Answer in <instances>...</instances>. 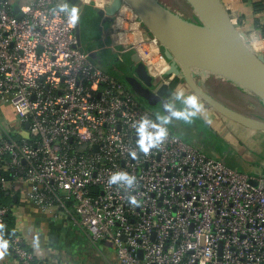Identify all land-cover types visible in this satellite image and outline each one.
I'll return each instance as SVG.
<instances>
[{
    "label": "built area",
    "instance_id": "2783aa9c",
    "mask_svg": "<svg viewBox=\"0 0 264 264\" xmlns=\"http://www.w3.org/2000/svg\"><path fill=\"white\" fill-rule=\"evenodd\" d=\"M80 1L104 10L113 0ZM68 10L58 0H0V102L15 109L17 133L28 131L20 139L0 132V188L63 210L93 245L115 251L116 264H264V175L227 166L166 124L163 141L142 151L137 122L160 120L77 46L79 19ZM114 18L106 47L139 53L153 75L144 56L155 43L165 69L153 76L172 83L155 38L138 37L143 53L127 45L120 25L136 21V34L142 26L129 6ZM246 34L264 54L261 33ZM118 172L133 185L110 183ZM9 212L0 205V225ZM10 249L20 264H40L18 231Z\"/></svg>",
    "mask_w": 264,
    "mask_h": 264
},
{
    "label": "water",
    "instance_id": "95a60500",
    "mask_svg": "<svg viewBox=\"0 0 264 264\" xmlns=\"http://www.w3.org/2000/svg\"><path fill=\"white\" fill-rule=\"evenodd\" d=\"M72 3L80 0H69ZM195 12L198 21L182 17L159 0H113L104 10L90 3L95 12H103V24L110 21L123 5H127L137 16L149 36L160 45L161 53L169 62L165 76L184 82L186 86L207 106L223 118L245 128L264 132V120L244 115L209 94L198 81V76H216L230 81L237 87L255 95L264 108V55L253 48L247 34L240 31L222 0H185ZM18 18L22 13L14 7ZM85 23L76 27L77 46L85 51L82 30ZM110 42V39H107ZM95 55L92 53L91 57ZM119 55H113V64L121 67L118 75L136 97L148 108L155 107L165 115L164 103L169 102L165 94L172 95L174 89L168 84H157L139 53L124 56V65ZM128 65L126 67L125 65ZM28 127V125H26ZM18 195H13L14 203Z\"/></svg>",
    "mask_w": 264,
    "mask_h": 264
},
{
    "label": "crops",
    "instance_id": "0c3cea01",
    "mask_svg": "<svg viewBox=\"0 0 264 264\" xmlns=\"http://www.w3.org/2000/svg\"><path fill=\"white\" fill-rule=\"evenodd\" d=\"M58 1L61 6L69 10L75 8L79 22L84 17H87V23L97 27L94 36L83 41L85 50L91 51L95 55L93 60H95L97 65L126 83L123 76L118 75V71L121 68L119 69L110 60L112 55H118V53L106 47V44L109 45L107 39L110 38L109 27L103 24L104 13L95 12L93 7L87 3H72L69 0ZM223 4L240 31L245 33L259 31L264 37V0H223ZM88 47H91V49ZM130 53H133V51L119 54L120 63L123 64L124 56ZM108 56H110V59H108ZM125 66L128 67L127 64ZM213 78L235 94L243 97L242 102L244 105L242 107L229 106L230 108L244 115L264 120V108L255 95L237 87L226 79L216 76H213ZM169 86L172 88L171 83ZM172 89H174L172 95H168V92L165 94L169 102L174 100L175 95L180 92L185 96L194 94L182 81H179L176 87ZM207 92L220 100L209 90ZM220 101L227 106L229 105L223 100ZM198 102L201 105L200 111L190 122L172 118L166 125L184 141L218 160L220 158L216 157V152L221 155L218 145L225 144L229 148L227 151L232 152L235 149L230 143H233L238 148L240 147L239 143H242L252 152L248 155L252 156V159L248 161L251 163L250 170L253 175H255L254 173L264 174V132L254 131L239 124L235 125L213 111L199 98ZM175 105L182 107V103L179 100L175 101ZM0 110L2 109L0 108ZM152 113L158 119L163 115L161 112L157 114L156 111ZM224 164L229 166L228 163ZM13 195L17 194H11L12 198ZM15 203H17L15 206L17 211L16 229L24 237L25 245L33 252L35 259L39 261L38 263L116 264L117 256L115 251L102 243L97 246L93 245L87 235L73 223L71 217L63 210L57 208L44 211L26 200L21 194L18 195ZM0 241H3L1 236ZM0 251L3 252V255H0V264H20L8 244L6 249L0 248Z\"/></svg>",
    "mask_w": 264,
    "mask_h": 264
},
{
    "label": "rangeland",
    "instance_id": "374dc122",
    "mask_svg": "<svg viewBox=\"0 0 264 264\" xmlns=\"http://www.w3.org/2000/svg\"><path fill=\"white\" fill-rule=\"evenodd\" d=\"M28 1L29 0H15V3L22 5ZM159 1L163 5H165L167 8H169L170 10L180 14L182 17L190 19V20L195 21V22L198 21V17L196 16L195 12L193 11V9L190 7V5L185 0H159ZM114 19L115 18H113V20L110 21L109 24L114 25ZM129 19H134L133 15L130 14ZM135 22L136 21L133 20V23H131L128 20V22H124L120 26L122 27V30H125V29L127 30V32H126V36L128 39L127 45H130V44L137 45L138 49L143 53V47H141V45H139V43H138L141 38H138V34H136L135 31L132 30V28H134L133 24H135ZM138 29H139L140 36L144 38V35L147 34L145 29L142 26L141 27L139 26ZM123 32H125V31H123ZM146 43H148V42H146ZM145 47L148 48L149 50H151L149 44H146ZM91 58L94 59V57H91ZM108 59H110V56H108ZM110 60L113 61V55L111 56ZM94 62H95V60H94ZM214 78L212 75L206 76V77L198 76V81L202 84V86L204 87L205 90H207V91L209 90V92L213 93L217 98H219L220 100H223L224 102L229 104L228 106H234V107L239 108V107H242L244 105V103L242 102L243 97L235 94L228 87L223 86ZM161 83H162L161 79H157V84L161 85ZM139 100L144 104L145 107H148L145 102H143L141 99H139ZM0 104H1L0 108L2 109V110H0V112H1V114H0V132L4 131V134L9 133L15 139L27 137L28 131L26 128L23 130L22 135H20V133H17V130L20 129L22 127V125L19 124L16 111L11 106V104L5 103V102L4 103L0 102ZM247 107H248V105H247ZM154 109H155L157 114L160 113V110L158 107L157 108L155 107ZM151 111L153 112L152 109H151ZM228 121H230V120H228ZM230 122H232V121H230ZM232 123H234V122H232ZM234 124L236 125L237 123H234ZM223 139H222V141H223ZM227 144H229V142H227ZM230 145H232V147L235 149V150H232V152L227 151L229 148L225 144L218 145V147L221 151V155H220V153L216 152V157H219L223 163H228L229 166H231V168H233L237 171L246 173V174L250 175L251 177H259V176L264 175L262 173H259V174L254 173L255 175H253L252 171L250 170L251 163L248 160H251L252 156H248V155L251 154L252 152L247 148V146H245L242 143H239V146H240L239 148L237 146H234L233 143H230Z\"/></svg>",
    "mask_w": 264,
    "mask_h": 264
},
{
    "label": "clouds",
    "instance_id": "9594fccd",
    "mask_svg": "<svg viewBox=\"0 0 264 264\" xmlns=\"http://www.w3.org/2000/svg\"><path fill=\"white\" fill-rule=\"evenodd\" d=\"M68 15L73 23L78 18L75 8L68 10ZM176 100L181 101L182 107L175 105ZM163 106L166 109V114L159 117L160 123H155L147 118L137 122V132L139 135L137 143L144 152L161 143L167 136V130L163 125L167 124L172 118L190 122L200 111L201 107L195 94L185 96L182 92L177 93L174 100L165 102ZM121 181L131 187L135 181V177L129 176L127 173L118 172L113 174L109 179L110 183ZM129 199L132 203L136 202L134 197L130 196ZM7 243L6 240L0 241V248L6 249ZM0 255H3L2 251H0Z\"/></svg>",
    "mask_w": 264,
    "mask_h": 264
},
{
    "label": "trees",
    "instance_id": "16d2710c",
    "mask_svg": "<svg viewBox=\"0 0 264 264\" xmlns=\"http://www.w3.org/2000/svg\"><path fill=\"white\" fill-rule=\"evenodd\" d=\"M87 20H88L87 17H84L83 19L80 20V22L83 21L85 23V27L81 28V30H82V42L85 41L86 38L91 39L94 36L95 31H97V27L89 25L87 23L88 22ZM83 46H84V43H83ZM88 48L91 49V47H88ZM116 65L119 67V69L121 68L119 66V63L118 64L116 63ZM179 81H180L179 79H174L171 83L172 88H175ZM139 99H141V98H139ZM148 109L151 110L150 108H148ZM0 205H5V206H8L10 208V212L5 216L4 222L0 225V236H1L2 240L3 241L6 240L8 242L7 244L10 246L12 240L17 235V229H16L17 216L15 213V206L17 205V203H14V200H13L11 194H9L7 191L2 190L1 188H0ZM38 262L39 261H37L35 259L34 263H38Z\"/></svg>",
    "mask_w": 264,
    "mask_h": 264
},
{
    "label": "bare ground",
    "instance_id": "6f19581e",
    "mask_svg": "<svg viewBox=\"0 0 264 264\" xmlns=\"http://www.w3.org/2000/svg\"><path fill=\"white\" fill-rule=\"evenodd\" d=\"M136 25H138V24H136ZM138 37H140V34H139ZM154 44L150 45L151 50H149L147 48L148 52L146 53V55L144 57L148 61L149 66H150V70L153 73V75H158L159 73L164 71L165 66H164L163 60L161 59L160 55L158 54V50H157V48L155 46L156 44L155 45Z\"/></svg>",
    "mask_w": 264,
    "mask_h": 264
}]
</instances>
